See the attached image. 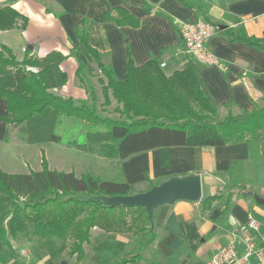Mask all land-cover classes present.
Instances as JSON below:
<instances>
[{"label":"crops","instance_id":"1","mask_svg":"<svg viewBox=\"0 0 264 264\" xmlns=\"http://www.w3.org/2000/svg\"><path fill=\"white\" fill-rule=\"evenodd\" d=\"M184 1L189 5L181 0H0V7L10 6L27 17L24 28L20 27L18 19L14 28L0 30V42L8 46L18 60L26 52L30 57L42 58L51 51H59L65 57L60 69L67 79L62 86L50 91L75 101L88 97L76 76L78 61L94 73L91 77L94 84L100 65L110 67L115 77L123 80L130 56L137 66L156 60L166 75L192 64L203 92L217 108L219 119L228 110L248 111L262 103L264 50L241 40H231L224 29L264 39V0ZM200 2L206 4L205 9L198 6ZM117 9L136 19L137 24H117L113 19L104 18L106 14L117 18ZM204 17L212 27L205 45L216 57V64L195 60L185 51L180 36L182 25ZM122 18H126L125 15ZM83 19L89 23L88 42L99 53V64L79 48L81 44L75 28ZM129 22L133 21L129 19ZM32 68L31 71L38 70ZM94 89L99 94L98 85L94 84ZM14 129L20 134L19 139L14 136ZM22 136L19 126L10 124L8 140H0V144H4L0 147V167L8 173L39 170L44 156L50 169L73 170L77 176L85 172L95 176L101 172L111 174L112 180L126 181L131 193L144 191L151 184L171 176L199 173L202 197L215 193L226 183L238 182L264 198V134L258 138L254 154H250L246 142L155 147L124 159L87 152L97 159L82 172L75 171L74 165L52 167L43 147L46 142L28 143ZM14 140L26 145L18 146L12 142ZM20 151L22 156L18 154ZM34 151L41 155V160L40 165L31 166L27 159L37 158ZM113 160H117L115 168ZM90 168H97V171ZM223 209V200L213 201L203 212L200 201L176 200L158 207L154 212L155 239L136 264H205L230 241L235 242L238 252L242 253L246 236L252 237L256 248L264 254V243L259 236L239 229L252 215L264 230V205L256 203L252 197L235 195L226 214ZM133 238L131 232H106L95 226L91 229L90 241L84 244L85 254L81 260L69 254L68 246L54 240L19 238L10 240L11 246L4 248L3 264H113L131 250L129 245ZM250 260H256L254 254Z\"/></svg>","mask_w":264,"mask_h":264},{"label":"trees","instance_id":"2","mask_svg":"<svg viewBox=\"0 0 264 264\" xmlns=\"http://www.w3.org/2000/svg\"><path fill=\"white\" fill-rule=\"evenodd\" d=\"M189 5L187 1L181 0ZM199 7L206 4L200 2ZM117 24H137L125 11L117 9ZM125 15L126 18H122ZM27 17L11 8L0 7V30L14 28ZM129 19L133 22H129ZM204 20H209L204 17ZM89 23L83 19L75 28L81 47L96 64L100 55L88 42ZM231 40H241L264 50V39L224 29ZM65 57L51 51L42 58L28 52L18 60L12 50L0 42V140H8V125H18L28 143L56 142L85 152L124 159L136 152L165 146H222L246 142L250 154L257 151L258 138L264 134V97L251 110H228L217 118V108L203 92L192 64L166 75L156 60L137 66L128 56L126 74L118 80L112 69L100 65L97 81L105 102L110 93L118 118L101 116L95 105L94 73L78 61L76 76L83 84L88 100L75 101L50 89L62 86L67 75L60 69ZM37 67L36 72L26 67ZM161 180L153 184H158ZM152 185V184H151ZM251 190L243 183L224 184L200 200L202 212L213 201L223 200V214L232 197ZM131 193L126 181L101 179L88 172L77 176L73 170L50 169L42 157L41 169L26 173H8L0 167V262L10 240H69L68 252L76 260L84 257V244L91 229L106 232H131L137 237L130 257L113 264H136L155 239L143 206L106 205L101 197Z\"/></svg>","mask_w":264,"mask_h":264},{"label":"built area","instance_id":"3","mask_svg":"<svg viewBox=\"0 0 264 264\" xmlns=\"http://www.w3.org/2000/svg\"><path fill=\"white\" fill-rule=\"evenodd\" d=\"M211 32L212 27L210 23L204 19H199L194 23L184 24L180 28V36L185 51L198 62L208 65L217 63L216 57L205 45ZM26 69L32 70L33 68L27 66ZM239 229L244 233L250 231L255 233L264 243V230L261 229L260 222L254 216L250 215L245 223L240 224ZM252 254L256 257L254 262L250 260ZM21 264L26 263L23 262ZM205 264H264V254L261 249L256 248L252 237L246 236L242 253L238 252L235 242L230 241L227 245L221 247L211 255Z\"/></svg>","mask_w":264,"mask_h":264},{"label":"water","instance_id":"4","mask_svg":"<svg viewBox=\"0 0 264 264\" xmlns=\"http://www.w3.org/2000/svg\"><path fill=\"white\" fill-rule=\"evenodd\" d=\"M252 197L256 203L264 205V198L259 197L253 191L243 193ZM202 198V183L199 173H189L182 176H171L151 185L148 189L127 195L102 196V201L108 206L124 205L128 207L143 206L146 208L150 222V231L155 225L154 212L164 205L176 200L200 201Z\"/></svg>","mask_w":264,"mask_h":264},{"label":"rangeland","instance_id":"5","mask_svg":"<svg viewBox=\"0 0 264 264\" xmlns=\"http://www.w3.org/2000/svg\"><path fill=\"white\" fill-rule=\"evenodd\" d=\"M95 75H98L97 77H101V79L104 80V83L107 82V78L104 77L100 72L95 73ZM97 77L94 79V84L98 85V87H99V94H97V91H95V100H94L97 113L101 116L118 118L119 114L115 110V105H116L115 100L112 98L111 94L109 93L108 94L109 102L108 103L105 102V98L103 96V92L101 89V84L97 81ZM86 100H88L91 103L89 95H88ZM14 136L16 137V139L17 138L19 139L20 134L17 132L16 129H14ZM12 142L16 143L18 146L26 145V143L21 141V140H14ZM3 145L4 144H0V147ZM43 147L48 152V156L50 158V165L52 167H56L58 169L59 168H68L71 165H74L75 171L82 172L83 170L88 169V165L91 164L93 162V160L97 159V157L93 156L90 153H87L85 151L80 152L79 150H77L76 147L66 146L64 143L46 142L45 144H43ZM18 154L20 156H22L21 151ZM33 154H36L37 158L34 159L31 157V159L29 158V159H27V161L29 162V164H31V166H34L36 163L38 165H40L39 162L41 160V155L38 152L36 153V151H34ZM20 163H22V161ZM112 164L115 168V166L117 165V160H113ZM90 170L91 171H95V170L97 171V168H93V169L90 168ZM95 175H93V176L97 177V178H101V179H112L111 174H105V173L101 172L97 176H95ZM136 240H137V237H134L132 239V242H130V245H129L131 250L130 251L127 250L122 255L121 258L130 257V254L134 251V249L136 247ZM54 242L60 243L64 246H68L70 243L69 240H66L65 242L54 240ZM8 254H9V252H8ZM121 258H119V259H121ZM48 263H49V261H48Z\"/></svg>","mask_w":264,"mask_h":264}]
</instances>
